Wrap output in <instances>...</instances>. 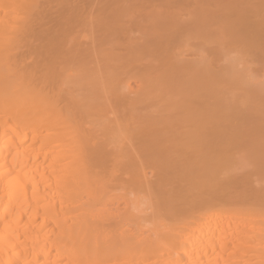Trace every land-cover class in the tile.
I'll return each instance as SVG.
<instances>
[{"label":"bare ground","instance_id":"obj_1","mask_svg":"<svg viewBox=\"0 0 264 264\" xmlns=\"http://www.w3.org/2000/svg\"><path fill=\"white\" fill-rule=\"evenodd\" d=\"M0 264H264V0H0Z\"/></svg>","mask_w":264,"mask_h":264}]
</instances>
